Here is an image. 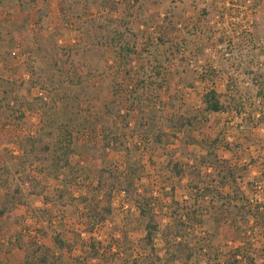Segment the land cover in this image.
I'll return each instance as SVG.
<instances>
[{"label": "rangeland", "instance_id": "obj_1", "mask_svg": "<svg viewBox=\"0 0 264 264\" xmlns=\"http://www.w3.org/2000/svg\"><path fill=\"white\" fill-rule=\"evenodd\" d=\"M9 1L0 0V208L2 181L28 177L44 194L25 192L26 205L15 208L0 233L1 264H23L25 250L38 247L48 264H264V105L256 88L264 0H25L24 10ZM106 17L129 23L138 55L125 61L97 45L86 23ZM52 44L59 57L68 51L63 76L39 51ZM142 80L154 84L153 105L141 101ZM210 91L238 108L206 113ZM195 116L197 130H169L173 118ZM53 123L56 134L69 127L75 151L57 176L49 162L25 157L28 142ZM206 140L217 141L216 171L201 163ZM223 163L244 201L224 205L192 190L200 173L216 193L233 195L217 188ZM128 164L143 170L128 196L96 190L101 169ZM139 208L144 223L159 227L154 252L142 242ZM91 212L106 220L93 227ZM57 235L71 250L55 247ZM93 247L99 256L89 260Z\"/></svg>", "mask_w": 264, "mask_h": 264}, {"label": "trees", "instance_id": "obj_2", "mask_svg": "<svg viewBox=\"0 0 264 264\" xmlns=\"http://www.w3.org/2000/svg\"><path fill=\"white\" fill-rule=\"evenodd\" d=\"M9 2H12V0H10ZM24 2L25 0H17V4L22 10H24L26 7ZM103 2L105 3L103 6H106V0H103ZM86 24L88 25V31L90 35L93 36L97 45H99L100 47L109 46L113 48L118 59L128 61L133 56L138 55V51L135 45L136 36L130 30L129 23L127 21L116 20L112 17H106L104 21L92 19L90 21H87ZM52 45L53 46L51 47H44V45H39V51L44 52L48 57L52 59L53 66L56 72L58 74H62L63 76L65 72V66L69 62L68 51L64 49L60 50L61 57H59L56 46L54 44ZM153 86V83L146 84V82L143 80L137 83V90H147V96L146 98H143V100H141L142 103L153 105V99L151 98V96H149L150 92L152 91L151 88ZM158 87L161 89L163 86L159 85ZM256 88L258 89L257 97L264 105V79L257 80ZM57 89L64 90V86L60 85ZM58 97L59 101H62L64 99L61 95ZM221 99L222 97L214 91L206 93L203 96L202 100L204 111L206 113L219 114L228 112L232 110L233 107L238 108L237 104H224ZM150 119L152 123H155L154 115H152ZM200 124L201 121L197 116L190 118H173L169 123V130L173 134H181L186 130H191V132H193L198 129ZM54 126L55 123L49 126V131L28 142V148L26 150L25 157L31 158L34 162L42 164L49 162L54 173L57 176L60 172L70 167V159L75 154V151L71 147L70 140L72 139V132L69 131V127H67L66 125H58L57 127L59 134H56L53 130ZM192 142L194 143L195 141L192 140ZM216 142L217 141L210 142L207 140L203 142L208 150V153L201 160V163L205 168L208 169V171H216L218 169V165H220L218 157L215 153ZM109 145L110 143L107 142L106 146L108 147ZM222 166L226 175L220 177V180L218 181L219 185L217 186V188H219V190H223L227 187H231V193L233 192V195L223 196L221 195V193H216L217 189H214L216 187H214L212 184L207 183L200 175V173H196V178L198 180L197 182L195 181L193 185H191L192 190L195 191L198 196L204 200L209 197H219L224 205H231L233 201H244V197L241 196L240 190L237 187V179L234 176L233 171H230L231 169H229V167L225 163H223ZM142 171V168L136 164H128L124 172H118L110 168H103L98 173L96 190H98L99 192H108L109 196L116 192L128 196L130 190L133 189L136 185V182L141 179ZM174 171L178 176L181 174L180 169L176 165ZM1 184L5 190V195L0 208V233H6L9 229V221L12 220L15 208L26 205L25 192L28 195L35 194L38 196H42L44 194V189L38 188L39 185L35 186L34 182L31 181L28 177H21L18 184L8 180L5 182L2 181ZM44 199L46 204L50 203V200L47 196ZM244 210V206L239 207L237 209L236 216L242 214V211ZM139 213H141L139 219L143 220V223H141V226L143 227L142 232L145 234L142 242L146 243V247H149L151 252H154L153 236L156 234V232L159 231V227L150 223H144L146 211L143 208H139ZM106 217V214L104 215L96 212H91L89 214V219L91 220V222H93V227L101 222H104L106 220ZM246 217L247 215L243 218L246 219ZM175 222L177 223V229L182 226L179 221L177 222V219ZM234 224L236 225L235 218ZM54 245L59 251H64L65 249L71 250L72 248L70 244L66 243L62 239L61 235H57L54 238ZM46 252L48 253V251L44 247L26 249L23 264H48L49 257L46 255ZM98 256L99 255L96 252V248L93 247L92 254L89 256V260H95L98 258ZM139 263V259H135L132 264Z\"/></svg>", "mask_w": 264, "mask_h": 264}]
</instances>
